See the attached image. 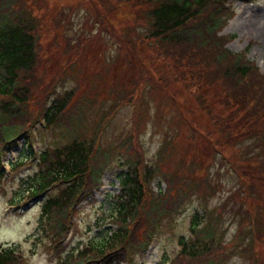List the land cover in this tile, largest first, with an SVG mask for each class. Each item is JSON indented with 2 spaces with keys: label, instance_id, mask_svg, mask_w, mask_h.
Returning <instances> with one entry per match:
<instances>
[{
  "label": "trees",
  "instance_id": "trees-1",
  "mask_svg": "<svg viewBox=\"0 0 264 264\" xmlns=\"http://www.w3.org/2000/svg\"><path fill=\"white\" fill-rule=\"evenodd\" d=\"M226 1L123 0L124 5H132L145 18L144 31L138 33L136 40L140 42L138 46L143 47L145 43L148 53L151 51L154 57L167 59L180 79H187L186 73L194 81L198 79L210 88L211 92L205 97L220 103L225 113V121L217 126L221 140L211 143L212 134L205 132L202 136L215 148L221 143L230 146L247 138L264 143V71L259 72L247 61L244 51L231 53L226 49V41L233 36L218 34L231 16L230 8L224 6ZM32 3L33 0H0V153L15 146L21 138L27 139L34 123L59 126L69 134L63 142L39 150L36 158L28 151L35 159V167L13 199L29 195L41 197L38 205L40 234L48 238L50 247H55L76 205L92 194L100 183L102 169L112 164L111 151L97 143V132L114 108L121 104L136 105L138 88L137 85L131 89L120 87L112 82L108 92L113 109L102 111V100L109 99L92 98L91 84L88 86L84 79L87 74L71 78L74 85L70 82L64 85L70 70L68 66L72 65L69 59L46 76L43 70L48 60L46 56L41 57V23L31 9ZM34 8L37 11V6ZM107 32L112 38L117 36V45H122L116 32ZM73 47L65 48V52L73 56L76 49ZM132 50L137 51V48L132 46L128 53L132 54ZM78 57L76 55L75 60ZM57 83L62 85L59 90ZM90 107L94 119L98 115V127L94 135L85 140V135L75 127L84 121V113ZM188 126L191 128L189 122ZM131 144L134 145V140L128 137L116 145L117 191L103 197L99 218L104 229L66 253L59 264H119L122 261L133 264V251L145 247L161 218L171 215L194 194L205 200L216 191L209 182L210 173L198 162L181 160L174 167L160 161L161 146L151 162ZM220 150L215 153L222 152V147ZM26 154L23 152L21 156ZM252 169V176L257 172L264 175V166ZM102 206L106 207L104 211ZM222 215L215 208L194 212L187 224L188 236L178 237V250L169 264H224L232 252L226 247L224 250L220 242ZM248 231L250 239L256 234V245L262 243L257 236L260 228L257 231L255 226ZM261 247V260L255 264H264L263 244ZM256 254L257 248L253 252L254 260ZM19 256L15 247L0 246V264H19Z\"/></svg>",
  "mask_w": 264,
  "mask_h": 264
},
{
  "label": "rangeland",
  "instance_id": "rangeland-1",
  "mask_svg": "<svg viewBox=\"0 0 264 264\" xmlns=\"http://www.w3.org/2000/svg\"><path fill=\"white\" fill-rule=\"evenodd\" d=\"M241 1L232 2L234 16L221 30L222 34L234 36L225 43V47L231 53L247 48L246 60L263 72L264 0ZM31 9L41 23V57L46 56L48 60L42 61L46 66L43 70L46 76L53 74L62 61L69 59L72 65L68 66L70 70L66 73L64 85H70L66 82L74 85L71 78L87 74L84 79L88 86L91 84L89 94L92 98L109 99L102 100V111L113 109L108 92V85L112 82L120 87L131 89L137 85L138 88L136 105H119L102 124L98 134L99 145L111 151L114 168L103 175L100 189L104 192L100 195L97 192L78 206L71 232L64 241L66 249L69 251L97 234L95 230L99 229V224L96 223L101 221L98 214L101 197L117 191V181L113 176L114 171L119 169L118 162L114 161L117 157L116 145L130 137L134 140V145H131L140 150L148 161L154 160L161 146L160 161L164 160L174 167L181 160L198 162L210 173L209 182L216 188L205 200L201 199L203 196L200 198L194 194L171 218H161L148 249L139 254L135 252L136 261L167 264L178 250V237L188 236L187 224L192 214L212 208L223 214L220 242L224 250L226 247L232 252L224 264H255V261L261 260V245L264 246V175L257 172L256 176H252L251 173L254 172L252 167L257 168L258 165L261 169L264 166V143L247 138L239 143L232 142L230 146L221 143L219 148H215L204 141L202 136L205 132L212 134L211 143L222 138L217 126L225 121V113L220 103L205 97L211 92L210 88L198 79L194 81L189 73L185 74L187 79H180L176 75L178 71L167 59L154 57L151 51L148 53L145 43L143 47L138 46L140 42L136 40L138 33L144 31L142 23L145 18L132 5H124L123 0H33ZM107 31L116 32L122 45H117V36L112 38ZM80 39L84 41L79 42ZM73 45L76 49L72 56L65 52V48ZM132 46L137 48L138 53L133 50L132 54L128 53ZM148 48L150 50V46ZM76 55H79L78 60H75ZM57 84V90L61 89L62 85ZM84 117V121L75 128L85 135V140H89L98 127V115L94 119L90 107ZM68 137L62 127L36 125L30 147L44 150ZM221 147L222 152L215 153ZM7 159L12 160V155L9 154ZM29 164L12 169L3 181V187L0 186V244L16 246L27 264H54V256L46 247L47 238L39 231L37 206L30 203L23 213H17L14 204H19V201H11L14 197L16 199L30 176L33 166ZM105 209L102 206V211ZM255 226L257 231L261 230L257 236L262 243L257 245L256 234L250 239V231L247 233ZM256 248L258 254L254 260Z\"/></svg>",
  "mask_w": 264,
  "mask_h": 264
}]
</instances>
